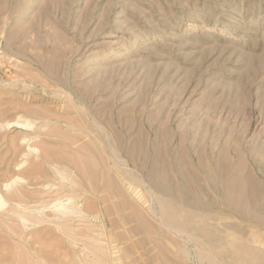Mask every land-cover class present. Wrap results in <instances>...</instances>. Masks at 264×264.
<instances>
[{"label":"rangeland","instance_id":"rangeland-1","mask_svg":"<svg viewBox=\"0 0 264 264\" xmlns=\"http://www.w3.org/2000/svg\"><path fill=\"white\" fill-rule=\"evenodd\" d=\"M0 191V264H264V0H0Z\"/></svg>","mask_w":264,"mask_h":264},{"label":"bare ground","instance_id":"bare-ground-1","mask_svg":"<svg viewBox=\"0 0 264 264\" xmlns=\"http://www.w3.org/2000/svg\"><path fill=\"white\" fill-rule=\"evenodd\" d=\"M21 10V9H20ZM17 12V11H16ZM11 13V12H10ZM12 14H14V13H12ZM11 14V15H12ZM6 15V14H5ZM9 17V16H8ZM7 17V18H8ZM9 19V18H8ZM111 34H113V33H111ZM2 36V35H1ZM110 54H112V52H110ZM109 55V54H108ZM105 56V55H104ZM102 57V58H105V57ZM6 57V56H5ZM99 58V57H98ZM28 114H30V113H28ZM36 123V120H35V118L34 117H32V115H27V114H22V113H18L17 114V118L16 119H14V120H12V119H5V126H10V125H12V124H16V125H19V126H22V127H27V128H30V127H32V126H34V124ZM35 151H38V149L37 148H35L34 149ZM107 154V153H106ZM112 155V154H111ZM114 155V154H113ZM116 155V154H115ZM114 155V156H115ZM114 156H112V159H113V157ZM116 157H119V156H116ZM116 157H114V158H116ZM107 158V157H106ZM120 158V157H119ZM168 158V157H167ZM118 159V158H117ZM117 159L115 160V159H113V160H115V161H117ZM164 159V158H163ZM186 159H188V158H186ZM168 160V159H167ZM170 160V159H169ZM188 161V160H187ZM161 162V161H160ZM164 162H165V159H164ZM170 162V161H169ZM208 162V161H207ZM117 164V163H116ZM169 164V163H168ZM210 164V163H209ZM162 165V164H161ZM115 166V165H114ZM120 166H122L121 164H120ZM81 167V166H80ZM136 167V166H135ZM114 168V167H113ZM122 168V167H121ZM56 169H57V172L60 174V176H61V180H62V182L64 183L66 180L67 181H69L70 182V184H69V191L68 192H66L65 191V193H63V195H58L59 197H57V198H55L56 200L55 201H52L53 202V205L52 206H50V209L53 211V213H54V215H55V217H62V216H68V215H71V214H77V213H79V215L81 214H86L87 212H86V210H88L86 207H84V204H82V199H81V196H82V191L80 192V187H81V190H83V192H86L85 190H86V188H87V186H86V188H84L83 187V185L82 184H80L79 182H77V181H75V180H73L72 178H71V174L72 173H66V171H64V170H62V169H59L58 167H56ZM253 169V168H252ZM81 170V169H80ZM162 171V169H160V172ZM82 172V171H81ZM170 172H172L171 171V169H170ZM85 173V172H84ZM199 173V172H198ZM176 174V173H175ZM185 174H187V172L185 173ZM73 175V174H72ZM128 175V174H127ZM129 175H130V173H129ZM83 176V175H82ZM187 176V175H186ZM94 177V176H93ZM21 178L22 177H17L16 179H12V181H6V182H4V186H5V188L6 189H9L10 187H12L14 184H17L18 182H19V180H21ZM86 178V177H85ZM130 178H132V177H130ZM152 178V177H151ZM162 178V177H161ZM160 178V180L159 179H157L156 177H155V179L154 178H152V179H154V180H152V182L151 183H149V187L148 188H150L149 189V194H147V195H149V197H151L152 199V202H151V200L149 199H147V201L149 202V204H148V207L150 208H152L153 209V214L155 213V216H156V210H157V208H156V210H155V205H154V203L156 202V201H159V202H161V201H163L162 199H163V197L164 198H173V199H175V200H177V201H181L182 200V195H181V193H178L179 191H176L175 189H177V188H175V186L177 187V185H174V189H168L166 186H165V184H163V182H164V180H163V178L161 179ZM170 178H172L171 176H170ZM90 179V178H89ZM103 179V178H102ZM140 179V178H139ZM173 179V178H172ZM65 180V181H64ZM105 180V179H104ZM164 185H159L160 183H159V181ZM189 180H190V178H189ZM117 181V180H116ZM128 181V180H127ZM135 181V180H134ZM137 181V180H136ZM95 182V181H94ZM143 182H145V181H143ZM142 182V183H143ZM174 182V181H173ZM172 182V183H173ZM190 182V181H189ZM128 183L130 184V186H132L133 187V185H134V183L132 182V181H128ZM140 183V182H139ZM141 183V184H142ZM146 183V182H145ZM144 183V184H145ZM177 182H175L174 184H176ZM206 183V182H205ZM97 184V183H96ZM103 184V183H102ZM140 184V185H141ZM60 185H62L63 186V184L62 183H60ZM67 184H65V186H66ZM92 185H93V183H92ZM139 185V184H138ZM51 186H54V184H52ZM68 186V185H67ZM91 187V186H90ZM103 187V186H102ZM136 187H137V185H136ZM16 188V187H15ZM196 188V187H195ZM198 188V187H197ZM88 189V188H87ZM92 189V188H91ZM135 189V188H134ZM145 189H147V188H145ZM183 189V188H182ZM16 190V189H15ZM17 190H20V189H18L17 188ZM93 190V189H92ZM121 190H122V188H121ZM126 190V189H125ZM2 191V190H1ZM0 191V208H4L9 202H10V199L9 198H7L2 192ZM144 190H142L141 188L140 189H136L135 190V192H136V194H137V196L138 197H140V198H142L143 199V192ZM20 192V191H19ZM58 192H60V190L58 191ZM96 192V191H95ZM95 192H93V193H95ZM99 192V191H98ZM145 192H148V190H146ZM193 192V191H192ZM18 193V192H17ZM88 193V192H87ZM16 195V194H15ZM15 195H13V197L15 196ZM144 196H146V195H144ZM161 196H162V198H161ZM8 197H10V196H8ZM16 197H17V199H18V197H20L21 198V195L19 196V195H16ZM205 197V196H204ZM100 198H101V196H100ZM54 199V198H53ZM141 199V200H142ZM14 199H12L11 201L12 202H14L13 201ZM22 200V199H21ZM21 200H16L15 202H16V205L19 207V208H21V210L22 211H18V216H19V218H20V220L22 221V223H23V225L24 226H26L27 225V223H31V224H34V225H36V224H38V223H40L43 219H42V217H41V215L44 213V211H45V209H49V207L47 208L46 206L45 207H43L44 209H39L40 207H35V205L34 206H30L29 204H27V203H24L23 202V200L21 201ZM25 200V199H24ZM31 200V199H30ZM34 200H35V198H34ZM37 200V199H36ZM145 200V199H144ZM33 201V200H32ZM184 201H186V200H184ZM50 202V201H49ZM38 203H40V202H37L36 204H38ZM85 203V202H84ZM150 203H152V206L150 205ZM33 204H35V203H33ZM32 204V205H33ZM44 204H47V203H44ZM157 204H158V202H157ZM42 205V203L40 204V206ZM51 205V204H50ZM39 206V205H38ZM44 206V205H43ZM159 206H160V204H159ZM174 206V205H173ZM197 206V205H196ZM161 207V206H160ZM41 208H42V206H41ZM90 208H92V207H90ZM86 209V210H85ZM151 209V210H152ZM27 210L29 211V212H27ZM92 210V209H91ZM91 210H88L89 212H91ZM94 210V209H93ZM188 210H191V209H188ZM163 211V210H162ZM93 212V211H92ZM158 212V211H157ZM163 212H165V211H163ZM179 212V211H178ZM192 212H195V211H192ZM47 213V212H46ZM118 214H119V212H118ZM46 215V214H45ZM48 215V214H47ZM158 215V214H157ZM43 216V215H42ZM90 216V215H89ZM88 216V217H89ZM48 217V216H47ZM77 218V217H76ZM81 218V217H80ZM84 218V217H83ZM122 218V217H121ZM65 219H67V218H65ZM65 221V220H64ZM67 221H70V220H66V222ZM20 222V221H19ZM28 226H29V224H28ZM177 228H179V227H176V231H177V233L178 232H182L180 229H177ZM175 230V229H174ZM175 231V232H176ZM193 239V238H192ZM87 248V247H86ZM116 249V248H115ZM110 257V256H109ZM101 258V257H100ZM99 258V259H100ZM104 258V257H103ZM115 258V257H114ZM117 259V258H116ZM101 260V259H100ZM106 260V259H105ZM110 260H112V259H109L108 261H110ZM119 260V259H118ZM103 261H104V259H103Z\"/></svg>","mask_w":264,"mask_h":264}]
</instances>
